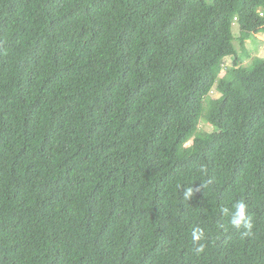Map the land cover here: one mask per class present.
<instances>
[{
  "label": "trees",
  "instance_id": "16d2710c",
  "mask_svg": "<svg viewBox=\"0 0 264 264\" xmlns=\"http://www.w3.org/2000/svg\"><path fill=\"white\" fill-rule=\"evenodd\" d=\"M261 34L264 0H0V264H264Z\"/></svg>",
  "mask_w": 264,
  "mask_h": 264
},
{
  "label": "clouds",
  "instance_id": "9594fccd",
  "mask_svg": "<svg viewBox=\"0 0 264 264\" xmlns=\"http://www.w3.org/2000/svg\"><path fill=\"white\" fill-rule=\"evenodd\" d=\"M194 188L189 187L184 192V199L190 200L194 196ZM225 213L228 212V209L223 210ZM229 224L232 228L243 229L242 236L250 237L254 235V222L252 217L248 212V205L244 200L236 201L232 206V211L229 217ZM206 238V234L202 228L197 227L192 232L193 243L198 245L195 248L197 254H201L205 251V245L200 243Z\"/></svg>",
  "mask_w": 264,
  "mask_h": 264
},
{
  "label": "rangeland",
  "instance_id": "374dc122",
  "mask_svg": "<svg viewBox=\"0 0 264 264\" xmlns=\"http://www.w3.org/2000/svg\"><path fill=\"white\" fill-rule=\"evenodd\" d=\"M234 33H235V35L237 36V34H238V27L235 25V27H234ZM259 43H258V42ZM257 46L255 47V46H253L252 45V43L251 42H249L248 43V45L250 46V48H252V49H257L258 51H256L257 52V55H254L253 54V58H256V56L257 57H260V58H264V34H261L259 37H258V39H257ZM253 42V41H252ZM262 42H263V44H262ZM260 45V47L262 48L261 50H260V48L258 47ZM230 62V61H229ZM228 62V63H229ZM252 62V59L251 60H249V61H247L246 62V64H249V63H251ZM217 95L218 94H216V93H214L213 94V97H217ZM200 129L201 130H204V131H206V132H212V129H211V127H209L206 123H204V122H202L201 123V126H200ZM192 144V138L191 139H189L188 140V142L186 143V147H188V146H190Z\"/></svg>",
  "mask_w": 264,
  "mask_h": 264
}]
</instances>
